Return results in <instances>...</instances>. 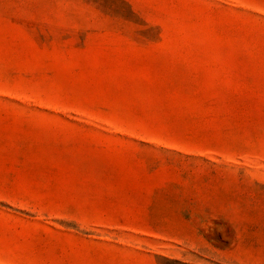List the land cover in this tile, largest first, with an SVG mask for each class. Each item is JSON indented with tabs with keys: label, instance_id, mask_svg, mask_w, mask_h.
Wrapping results in <instances>:
<instances>
[{
	"label": "rangeland",
	"instance_id": "obj_1",
	"mask_svg": "<svg viewBox=\"0 0 264 264\" xmlns=\"http://www.w3.org/2000/svg\"><path fill=\"white\" fill-rule=\"evenodd\" d=\"M0 264H264V0H0Z\"/></svg>",
	"mask_w": 264,
	"mask_h": 264
}]
</instances>
